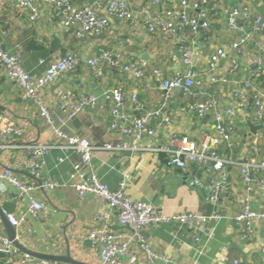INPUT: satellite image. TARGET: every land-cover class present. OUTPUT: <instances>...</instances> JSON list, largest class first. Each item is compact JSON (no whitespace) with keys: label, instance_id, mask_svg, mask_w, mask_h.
I'll return each instance as SVG.
<instances>
[{"label":"crops","instance_id":"obj_1","mask_svg":"<svg viewBox=\"0 0 264 264\" xmlns=\"http://www.w3.org/2000/svg\"><path fill=\"white\" fill-rule=\"evenodd\" d=\"M95 1L76 0V3L95 6ZM196 1L202 10L207 11L209 21L208 29L200 30L197 34L188 31L183 35L167 37L159 30L148 31L139 13L146 0H131L130 6L134 11L131 19H112L108 31L102 36L90 35L86 39H79L75 36V28L63 27L49 7H43L40 17L30 22L26 11L19 9L14 0H0V39L7 50L18 49L24 68L36 75H42L50 62L67 51L85 59L96 54L100 47L107 46L120 54L123 61L142 63L148 75L153 68H159L164 77L170 78L176 70L187 66L183 64V55L185 49H189L193 53L191 63L199 79V83L192 87L196 96L184 94L180 89L173 90L167 108L169 125L158 126L156 139L145 137L138 140L142 149L138 146L117 153L97 150L88 169L111 190L118 189L124 181L123 192L129 199L148 203L167 215L180 211L220 214L218 219H211L206 225V231H210L211 236L208 237L206 232L200 234V246L193 242L187 227L171 224L147 227L144 235L151 250L158 255L154 264H236L235 261L239 262L237 264H264L260 254L264 221H253L250 226L253 236L245 238L248 237L247 229L234 219L245 206L264 212V169L252 173L255 178L252 184L243 182L241 175V163L247 158L256 162L264 160V117H256L254 105L255 94L264 93V50L255 48L250 42L240 52L231 51L229 57L217 62L215 74L226 79L223 83L211 82L206 73L208 57L214 48L228 45L241 34V31L227 28L228 12L242 3L249 8L248 20L255 15L262 16L264 0ZM170 6L168 1L163 0L157 12ZM198 11L188 9L189 15ZM242 24L246 31L249 30L247 21ZM117 38H129L130 41L118 45ZM254 38L264 42V32L254 35ZM231 58L237 62L235 68L231 66ZM257 58L262 61L260 72L255 64ZM245 82L250 83L248 88L244 87ZM116 85L121 86L127 94L137 93L147 108L158 107L163 100V92L155 88L149 78H134L107 63L97 68L81 63L75 70L64 73L46 86L42 96L55 126H59L67 135L85 137L91 144L100 147L105 143L128 141V138L108 129L109 102L102 97V90ZM240 90L246 92L245 105L235 111L230 143L218 147L220 156L226 160L222 175L214 174L211 165L189 164L184 169L167 166L164 162L166 156L151 149L153 145H166L173 134L187 135L195 140L212 134L214 111L197 117L192 103L214 99L218 103L214 110L224 115L225 107L233 104L232 94ZM66 91L75 95L93 92L100 96V100L95 107L85 108L78 115L69 117L68 107L61 108L59 100ZM72 101L73 98L68 99V103ZM0 114L2 124L23 129L22 136L12 141V147L0 148V170L5 166H14L20 179L37 182L26 171L23 146L35 140L51 143L54 133L40 117L37 107L20 98L18 87L1 69ZM160 118L152 119V127H157ZM250 124L256 128L252 130ZM74 163L80 164L81 159L72 149L55 147L45 155L41 178L54 180L59 186L34 191L36 199L45 205L38 216L27 212L28 198L15 200L14 188L2 180L0 205L4 201L14 203L15 209L11 213L15 217L25 216L26 222L16 228V238L24 247L44 255L70 253L80 261L99 264V255L85 237L93 229L99 228L100 222L94 217L106 213V203L95 195L78 197L69 181ZM195 178L201 181V185L193 182ZM191 181L196 186H192ZM212 187H215L212 195L204 191ZM110 218L112 221L115 219L113 215ZM0 234L9 239L1 222ZM132 249L135 261L127 264H152L145 253L136 247ZM18 258L8 264H21ZM41 259L32 257L26 264H39Z\"/></svg>","mask_w":264,"mask_h":264},{"label":"built area","instance_id":"obj_2","mask_svg":"<svg viewBox=\"0 0 264 264\" xmlns=\"http://www.w3.org/2000/svg\"><path fill=\"white\" fill-rule=\"evenodd\" d=\"M19 9L26 11L30 22L36 21L41 14L43 7H49L52 13L60 20L65 28L74 27L75 36L79 39H86L90 35L100 37L105 34L112 19L127 21L134 15L130 6L131 0H96L95 6L79 5L76 0H14ZM163 0H146L144 6L139 10L143 16L146 28L150 32L161 31L167 37L183 35L186 32L197 34L200 30L208 29L209 21L207 11L202 10L196 0H166L170 7L163 8L157 12ZM204 0H201L203 2ZM240 2L241 0H234ZM199 10L194 15H189L188 9ZM249 8L247 5L234 6L227 15L226 25L230 31H241L236 39L230 41L226 46H216L208 57L207 77L213 83H223L224 77L215 74L216 64L221 59L229 57L231 51L240 52L241 48L253 42L254 47L264 50V42L255 39L254 35L264 32V11L262 16L255 15L249 19ZM243 21L250 24L249 30H245ZM129 38H117L116 43L122 45L129 42ZM193 53L185 49L183 64L187 66L176 70L170 78L164 77L159 68H153L148 75L142 63L135 60L123 61L122 56L113 52L109 47L104 46L98 52L88 58L82 59L71 51H67L60 58L50 62L42 75H36L27 71L22 62L20 51L7 50L0 39V69L12 81L19 91L23 101H30L37 107L40 117L49 125L54 133V140L51 143L39 142L37 140L25 144L26 151L25 168L27 173L37 182H27L19 178L14 166H5L0 170V180L5 181L15 190V200L28 198L27 212L38 216L44 211L45 205L35 197V190L44 191L58 187V182L41 178L44 165V157L49 150L55 147L72 149L79 154L81 163L72 164L69 173L71 186L77 191L79 198L86 195L101 197L106 203V213L95 215L96 221L100 222L99 228L90 231L85 239L89 240L93 249L100 257L99 264H127L135 261L136 247L147 255V259L154 264L158 257L150 247L144 235V230L149 226L160 227L162 225H176L187 227L191 231L195 244L200 246V234L206 232L208 237L210 231H206L209 220L218 219L220 214L212 213L204 215L193 211H180L172 214H165L158 208L144 202L133 201L123 192L125 182L122 181L116 190H111L98 176L88 169L90 160L97 150L119 152L129 148L142 149L137 143L145 137L157 138L158 126L169 125L167 108L172 100V92L180 89L184 94L193 93L192 87L199 83L198 73L192 65ZM40 62H43L41 60ZM81 63L89 67L97 68L102 63H107L123 73L131 74L132 77L141 79L149 78L153 86L163 92V100L158 107L147 108L141 103L137 93L127 94L119 85L104 88L102 97L109 102L110 121L108 129L128 138V141L121 143H105L103 146H95L81 136L67 135L59 126H55L42 93L46 86L51 85L55 80L66 72L75 70ZM232 68L237 66L234 58L230 60ZM257 71H261L262 61L255 60ZM249 82L244 83L248 88ZM73 101L68 103V99ZM233 104L225 107L224 115L214 110L217 101L214 99L195 101L192 109L197 117L203 116L210 110L214 111L212 134H205L200 140H195L187 135L173 134L166 145L150 146L157 153H164L165 164L170 167L184 169L189 164L200 166L211 165L214 174L222 175L225 170L226 160L220 156L218 147L221 144H229L231 140V128L234 123L236 110L243 108L247 99L246 92L240 90L232 94ZM60 107L68 110V116L74 117L85 108L95 107L100 96L93 92H80L77 95L66 91L60 95ZM254 105L256 117H264V93L255 94ZM132 111V113L130 112ZM134 111V113H133ZM161 117L157 127H152L151 121L155 117ZM1 119V114H0ZM60 121V119H58ZM23 129L15 125L2 124L0 120V148L12 147V141L20 138ZM156 141V140H155ZM258 169H264V160L256 162L251 158L241 163V175L243 182L254 183L252 173ZM128 175H124L127 177ZM193 182L201 185L199 179ZM109 213V214H108ZM114 216V221L110 216ZM11 225L19 227L26 222L25 216L15 217L12 213H5ZM235 221L247 229L248 237L251 234V223L255 220L264 221V212L253 211L245 206L235 216ZM0 251L6 255L5 264L11 263L12 259L19 257L21 264L28 263L32 256L19 251L12 241L0 234ZM201 248H199V252ZM260 254L264 261V232L260 239ZM126 258V259H125ZM235 263H239L235 261ZM39 264H61V262L49 259H41Z\"/></svg>","mask_w":264,"mask_h":264},{"label":"water","instance_id":"obj_3","mask_svg":"<svg viewBox=\"0 0 264 264\" xmlns=\"http://www.w3.org/2000/svg\"><path fill=\"white\" fill-rule=\"evenodd\" d=\"M249 126L252 130L254 128H256L255 126H253L251 124ZM191 183H192V181H191ZM192 186H196V185L194 183H192ZM214 189H215V187H212L211 190L208 189V190H204V191L206 193H208L209 195H212ZM14 209H15L14 203L4 201L0 205V222L3 225V227L6 229L9 239L12 241V243L15 245V247L19 249V251L27 253V254L31 255L32 257L55 260V261H58V262H61L64 264H92V263H88V262H84V261H80L78 259H75L70 255V253H67L65 255H44V254L32 251V250L24 247L23 245H21L16 238L17 231H16L15 227L10 224V222L7 220L6 215H5V213L13 212Z\"/></svg>","mask_w":264,"mask_h":264},{"label":"trees","instance_id":"obj_4","mask_svg":"<svg viewBox=\"0 0 264 264\" xmlns=\"http://www.w3.org/2000/svg\"><path fill=\"white\" fill-rule=\"evenodd\" d=\"M162 155H164V153H162ZM5 260H6V255L0 251V264H3Z\"/></svg>","mask_w":264,"mask_h":264}]
</instances>
